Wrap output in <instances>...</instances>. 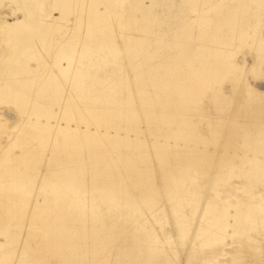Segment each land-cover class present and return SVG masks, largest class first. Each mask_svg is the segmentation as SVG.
Returning <instances> with one entry per match:
<instances>
[{
    "label": "rangeland",
    "instance_id": "1",
    "mask_svg": "<svg viewBox=\"0 0 264 264\" xmlns=\"http://www.w3.org/2000/svg\"><path fill=\"white\" fill-rule=\"evenodd\" d=\"M96 1L94 8L100 10L109 3ZM111 3L116 9L126 8L122 9L127 27L116 22L113 42L101 50L78 38L73 44H50L48 34L33 26L15 29L21 30L20 35L12 36L14 31L3 22L27 16L30 23L35 2L0 0V183L22 181L26 198H20V206L28 208V216L37 225L50 219L62 227L45 231L27 225L30 220L12 224L10 243L5 244L7 234L0 232V242H5L1 253H12L16 264H264L263 216L252 214L240 221L237 214V209L250 205L256 213L264 208V0ZM14 8L19 10L12 15ZM70 13L65 12V18L46 32L53 38L71 32L74 24L67 20L73 21L75 14ZM73 31L85 34L82 28ZM201 31H218L216 44L211 40L198 44L196 35ZM184 33L193 36L182 37ZM77 40L81 44H74ZM72 47L76 59L62 60ZM41 61L47 65L38 70L54 73L57 85H51L48 100H43L48 109L72 119L71 127L79 121L85 129L82 118L95 130L97 118L86 98L106 96L112 102L98 104L116 101L120 106H136L126 109L138 112V122L122 125L142 128L143 143L104 136V126L96 137H74L75 148L68 146L69 135L58 130L46 132L48 136L55 132L58 139L51 147H45L43 140L24 138L34 132L23 121L28 112L32 114L30 103L13 100L6 84L12 83L14 72L22 75L27 63L37 66ZM63 64L67 69L62 70ZM200 65L208 66L200 74L210 79L204 92L189 81L195 78L189 74L199 72ZM145 72L158 75L148 77ZM76 79L82 82L80 87L72 83ZM138 80L148 81L144 86L149 91L143 94L152 97V112L162 119L161 112L168 110L176 116L174 123H160L158 129L147 114V101L127 100L138 95L140 87L131 84ZM156 80L179 83L152 84ZM31 117L36 120L35 114ZM45 120L42 116L41 121ZM31 147L37 148L23 156V148ZM14 154L22 155L15 158ZM137 154L145 161L138 163L140 170L132 175L127 155ZM168 171L178 179L181 176L182 185L176 187L177 178L171 179L174 183L167 181ZM58 178H68L72 190L67 198L54 196L48 185ZM104 190L111 191L113 198L105 197ZM177 192L180 197H170ZM221 212H225L221 220H214ZM206 226L224 238L206 241L202 234ZM45 232L68 236H43ZM50 241L55 244H47Z\"/></svg>",
    "mask_w": 264,
    "mask_h": 264
},
{
    "label": "bare ground",
    "instance_id": "2",
    "mask_svg": "<svg viewBox=\"0 0 264 264\" xmlns=\"http://www.w3.org/2000/svg\"><path fill=\"white\" fill-rule=\"evenodd\" d=\"M112 1L113 0H111V1L108 0L109 3H108V5L105 3L106 4L105 9L104 10H100L97 7H96L97 9L94 8V3L97 2L96 0H53V2H51V3H47V0H34L35 4H34V6L32 5L31 8H30V14L31 13L33 14V19L31 20L30 23H26V21L28 20V17L27 16H25L24 19H21L20 17H17L12 22H5L4 21L3 23L5 24L6 27H8L9 29H11L13 31L15 29H22L23 30L24 28L32 27V26L34 27L35 30L37 29L38 31H43V33L45 31V33L48 34V40L50 41V44H58L59 46L64 45V44H73V39L78 38V39H82V40L84 39L82 41L84 44H92V45H97V46L99 45L100 48H101V50H104V48L106 49V47L109 46V45H111L110 43L113 42L111 40L112 39L111 38L112 37L111 36V33L113 34L114 27L116 25H119V24H116L115 25V23L116 22L117 23H120L121 24V27H123V28L124 27H127L126 24H125V21H124V16H125L124 11H125L126 8L123 6L122 8H125V9H122V8L119 9L118 7L116 9V6L111 3ZM49 4H51V5H49ZM17 10H19V9H16V8L11 9V14L12 15L16 14ZM65 12H69V13L70 12H73V14H75V18H74L73 21L71 19H68L67 20L68 22L70 21L72 24H74V26L71 27V32H69L70 31V29H69V30H67V32H69V33H67V34H61L60 36H58V37L55 36L53 38L51 36V34L49 32H46V31L48 29H51L56 24L60 23L61 20H63L65 18ZM53 13H56L57 15L56 14H53ZM58 13H60V14H58ZM155 17H157V15ZM66 24H67V22H66ZM36 26H37V28H36ZM58 26H60V25H58ZM60 28H61V26H60ZM67 28H69V27H66L65 29H67ZM74 28L76 30L78 28L84 29V33L85 34L84 35H80L79 34L80 37H78L79 36L78 33H75L76 31L75 32L73 31ZM147 28H148V26H147ZM144 30H145V28H144ZM25 31H27V30H25ZM20 32H21V30L20 31H18V30L17 31H14V32H11L12 33L11 35L18 37L20 35ZM119 32H120V30H119ZM119 32H117V33H119ZM217 32L218 31H213V32H203V31H201L199 33V35L198 34L196 35V42L198 41V44H200L201 42L202 43H205L206 40H207V42H208V40H211L213 43L216 44V42H217ZM182 33H183V31H182ZM181 36L182 37H188V36L192 37L193 35L192 34H185L184 33L183 35L181 34ZM181 36L179 34V37H181ZM78 42L80 43L81 40L80 41L77 40L76 43H74V44H78ZM210 44H211V42H210ZM69 49H71V51H69L68 53H65L64 54L65 56H62L63 57L62 60L65 59L66 61L71 62L75 58L73 56V54H72L74 52V50H72L73 47L72 48H69ZM211 49L212 48H207V51L210 52V51H212ZM50 54H53V51H50ZM34 60H36V59H34ZM42 62L43 61H41L37 66H31V65H29L30 63H27V65L25 66V72L22 73V75H21V73L14 72L13 73L14 75L12 76V79H11V82L12 83L9 84L7 82V84H6V86H7L6 87L7 88L6 92L9 94V96H11L13 98V100L16 99L18 102H23L24 104L25 103H30V104H28V105H30L29 110L32 112V114H35V116H36V120L33 121V118L34 117L33 118L31 117L32 114H30L29 112L26 114V120H23V121H25L26 123H28L30 125V128H32L34 130V132L31 135L26 134L25 136H27V137H24V138H28V139L35 138L36 140L37 139L38 140H43L44 143H45V147H48L51 144L57 143V142H54V140H58L54 136L55 135L54 133L56 132V130H58V131H61L62 133L65 132V133H67L69 135L68 138L70 140H68V142H70V145H68V146L70 148H75L74 144L72 143V140L74 139V137H77V135H80V136L81 135H87V136H91V137H94L95 135H101V131H100L99 128H100V126H104L105 127V129H104L105 132L102 133L104 136L114 137V138L118 139L119 142H121V141H134V140H138V144L143 143V139L140 138V134L141 133H144L145 131L142 128H140V127H134V128H132V127H129V126H128L129 127L128 128V127H125V126L122 125V122H124V121H126L127 123L129 122V124L137 123L138 122L137 121L138 120V115H136V113L138 114V112L135 113V112H131L129 109L127 110L126 108H129L130 107V109H131V107H133V106H131V105L130 106H126V103H125L124 106H120L119 105L120 104L119 102H118L119 103L118 105L115 104L116 101H115L114 104H110V103H106V102L104 104H101V105L98 104V101L104 102L105 100H107V101L110 100L105 95H104L105 97L103 96L104 98H102L103 101L96 99V97L93 98L94 100L85 97L86 98L85 100L87 102H89L88 108L90 109V112H93L94 116L97 118V121L95 123L98 124V125H97V128L95 130H92L91 129V126L90 125L92 123H89V121H87V120H82V118H81V121L83 122V124H85V126H83V127H85V129L80 128L79 121L77 122V125L75 127H71V120L72 119L63 118L60 115L58 117L56 112H53L52 110H50L51 109L50 107H48L47 105L43 104V100L45 101V99L47 98V96L51 93L50 90H51V88H53L51 85H54V79H55V77H54V73L51 74L50 72H48V73L44 74L41 70L40 71L38 70V69H41L42 67H44V66L47 65L46 64L47 63L46 61H44L43 64H42ZM68 62H67V64L69 66L70 63H68ZM66 67L67 66H65V64H63L62 70H63V68L67 69ZM162 67L163 66H160L158 68V71ZM169 67H171V68H177L175 66H169ZM196 68L199 69V72L198 71H196V73H194V72L192 73L191 72L189 75L190 76H195V78H193V80L192 79H189V81H191V83H193V84H196V89L197 90H200V91L204 92V91H206V90L209 89V86H208L207 83H208V81L210 79L208 77L207 78L202 77L201 74H200V72H202V71H204V72L208 71L207 70L208 66H205V65L201 66L200 65L199 67H196ZM44 70H45V68H44ZM37 71H39V73ZM68 71H67V73H68ZM40 72H42L43 74H40ZM44 72H46V71H44ZM145 75L148 76V77L149 76L154 77V76H156L158 74H156V73H150V72H145ZM160 75H164V74H160ZM209 75H211V74H209ZM190 76H188V77H190ZM38 77H41V78L38 79ZM42 78H45V79H42ZM70 78H72V75H71ZM147 82L148 81L138 80V81H134L133 83H131V84H134L135 86H139L140 89H137L138 95H136L135 97L134 96L133 97H129L127 100H129L131 102L133 101V102H142V103H144V102L147 101L149 103V105L146 104L149 107L148 110H147V114L149 115L150 118H152L154 120L153 122L157 124L158 129H159L160 123H162V124L165 123V124H170L171 125V123H174L175 118H176V116H175L174 113L169 112L168 110L167 111H164L163 113L161 112V116L163 117L161 119L157 115H155L154 112H152V106H151V105H153L152 97H150V96H144L145 94H143L144 92L149 91L144 86V85H146ZM13 83H16V85L13 84ZM69 83L71 84V82H69ZM72 83H74L78 87H80L82 85V82L80 80H77V79L74 80ZM178 83H179L178 81H167V80H162V81L161 80H156V81H152V84H154V85H157V84H161V85H171V84H178ZM54 86H57V85L55 84ZM56 92H58V90ZM109 97H111V96H109ZM48 98H47V100H48ZM125 99H123V100H125ZM96 102H97V104H96ZM170 102L172 104L173 103V100H170ZM106 104H108V105H106ZM121 104H123V102ZM135 107L136 106H134L133 108H135ZM48 108H50V109H48ZM62 108H60V109L62 110ZM42 116H45L46 117V120L45 121H41V117ZM53 118L56 119L55 120L56 124H52V121L51 120ZM62 119H65V121H64L65 122V126H63V124H62ZM112 122L115 123V126H114V124L113 125H110ZM14 126H16V125H14ZM259 127H261V126H259ZM112 129L114 131V134L111 133V130ZM256 129H260V128H256ZM49 130H53V131L55 130V132L52 133V136H48V134L46 133ZM132 131L134 132V134L132 133ZM18 132H16V133L18 134ZM121 133H124V135H122ZM15 134H14V137H16ZM22 134H23V132H22ZM132 134H133V136H131ZM263 135H264V133L262 134V136ZM12 137H13V135H12ZM57 137H59V136H57ZM261 140H263V139H261ZM60 144H62L61 141H60ZM89 144H90V142H89ZM29 146H31V145H29ZM56 146H58V144ZM170 146H172V145H170ZM249 147H251V146H249ZM255 147H257V145ZM34 148H37V147H31L29 149L23 148V153H22L23 156H24V154L27 155L28 153L31 154ZM102 150L103 149H101V151ZM22 154H18V155L17 154H14V156H15V158H17L18 156H21ZM141 159H142V157L138 156V154L136 156L127 155V161H129V172L132 175H136L137 172H139L140 169L138 167V163H141V162H144L145 161L144 158L142 159L143 161ZM259 160H261V159H259ZM98 167L99 166H96V168H98ZM181 172H184V171H181ZM244 173H245V171H244ZM255 173L253 174L254 176H255ZM245 175H246V173H245ZM256 176H258V174H256ZM166 177H167V181H172L171 180L172 178H177L176 179V182H175L176 187H179L178 185L180 183L182 185V181L180 180L181 176H179V179H178V177L175 175V173H173V171H168ZM187 177H189V176H187ZM67 180H68V178L67 179H65V178H62V179L60 178L59 179L58 178V179H54L53 181H50V183L48 185L54 191V193H55L54 196H56V197H62V195H64L63 197L64 198H67L68 194L71 193L70 191L72 190V188L68 184V181ZM69 180H71V179H69ZM5 184H8V183H4V182H1L0 183V197H5L4 199H2L0 201V217L3 218V221L0 222V232H4V233L7 234V237H6V240H5L6 243L4 242L5 244L11 242L10 235H12V234L10 232L11 231L10 228H11V225L12 224H20V225H22L25 221L30 220V221H28L29 223H27V225H32L33 228H36V229L38 228V229H41V230L43 229V230L46 231V230H54L56 228L57 229L62 228L59 225H55L54 223H51V220L50 219H48V220L47 219H43L42 220V224H40V225L38 224L37 225L34 222L35 220H33V218H31L30 216H28L29 215L28 208H25V207H21L20 206V204L22 203V201L20 200V198H26L25 191H24L25 185L22 183V181L13 180L12 184H10V185L9 184L8 185H5ZM108 188H109V186H108ZM104 191H106V190H104ZM106 192H108V193H106L105 197H108V198L112 199L113 196L111 194V191H106ZM170 197L171 198L172 197L173 198L180 197V193L177 192L175 194H172V196L170 195ZM258 213L263 216V220H264V208L263 207L262 208H259L257 213L254 211V209H253V207H251V205L249 207H246L242 211H239L237 209V214H239L240 221H242L244 219V217H246V216H250L252 214H255L256 215ZM224 214H225V212H221L220 215L219 214L218 215H215L214 216V220L220 221L221 218H222V215H224ZM260 220H261V218H260ZM228 224H230V223H228ZM232 224H231V226H232ZM211 225L213 226V223ZM211 229L212 228L210 226L209 227L206 226L202 230V232H203L202 234L205 235V238L204 239L206 241H208V240H210V241L214 240L215 241V240H217V239L220 238L218 235L216 237L215 236L216 233H214L213 231H211ZM215 232H216V230H215ZM222 234L224 235L223 232H222ZM44 235H48L49 237H51V235L52 236H57V235H62V236L67 235L68 236L67 233H62V234L54 233L53 234V233H49V232L48 233L45 232L43 234V236ZM110 235H112V234H110ZM226 236H227V234H226ZM222 238H224V236H221L220 239H222ZM4 243H1L0 242V253L2 251H4L3 250L4 249L3 248L4 247L3 246ZM47 244H49V245L51 244L52 245V244H55V243L50 241ZM2 253L0 255V264H16L15 262L18 263L17 257H14V255L12 253H7V254H2ZM218 264H220V263H218Z\"/></svg>",
    "mask_w": 264,
    "mask_h": 264
}]
</instances>
